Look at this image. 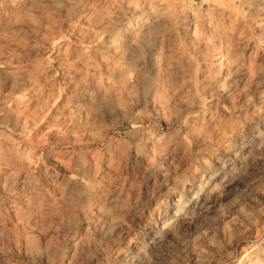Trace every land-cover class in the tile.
<instances>
[{"label": "clouds", "instance_id": "clouds-1", "mask_svg": "<svg viewBox=\"0 0 264 264\" xmlns=\"http://www.w3.org/2000/svg\"><path fill=\"white\" fill-rule=\"evenodd\" d=\"M118 2L142 34L150 87L141 74L114 107L63 120L60 110L48 120L45 103L14 146L0 133V264H237L242 245L249 264H264V240L249 232L264 221V0ZM172 35L188 41L186 63L161 76ZM214 41L227 42L223 59ZM213 55L216 75L204 74ZM43 185L60 202L42 220ZM7 209L34 228L9 226Z\"/></svg>", "mask_w": 264, "mask_h": 264}, {"label": "rangeland", "instance_id": "rangeland-1", "mask_svg": "<svg viewBox=\"0 0 264 264\" xmlns=\"http://www.w3.org/2000/svg\"><path fill=\"white\" fill-rule=\"evenodd\" d=\"M131 19L129 4L118 0H0V111L7 110V118L0 117V133L8 134L3 143L14 146L16 141H22L18 133L31 127V121L25 124V117L45 103L54 105L48 120L60 112L63 120L73 109L97 107L102 113L106 107H114L118 97L140 90L137 80L141 74L144 87H150L147 50L135 23L129 27ZM172 39L176 41L174 51L170 39L161 40L163 52L156 57L161 76L180 73L181 65L186 63L183 45L188 41L174 35ZM211 47L223 53L221 59L228 54L226 41H214ZM214 61L215 55L204 66L208 68L204 74L216 75ZM224 75L231 79L227 69ZM25 106L27 112L19 116ZM37 192V211L41 213L38 218L43 220L49 203H59L60 197L46 185ZM222 211L227 224L231 217ZM5 216L9 226L34 228L31 217L22 221L12 209H7ZM262 224L264 221L249 227L250 242L264 240ZM246 246L232 253L237 264L241 260L249 264L244 259Z\"/></svg>", "mask_w": 264, "mask_h": 264}]
</instances>
